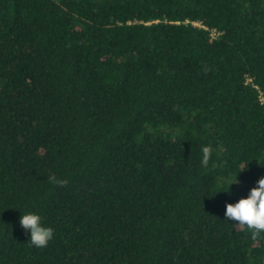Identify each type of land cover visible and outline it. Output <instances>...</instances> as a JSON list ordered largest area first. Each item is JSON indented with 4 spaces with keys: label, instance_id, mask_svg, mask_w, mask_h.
<instances>
[{
    "label": "trees",
    "instance_id": "16d2710c",
    "mask_svg": "<svg viewBox=\"0 0 264 264\" xmlns=\"http://www.w3.org/2000/svg\"><path fill=\"white\" fill-rule=\"evenodd\" d=\"M262 176L264 0H0V264H264Z\"/></svg>",
    "mask_w": 264,
    "mask_h": 264
},
{
    "label": "clouds",
    "instance_id": "9594fccd",
    "mask_svg": "<svg viewBox=\"0 0 264 264\" xmlns=\"http://www.w3.org/2000/svg\"><path fill=\"white\" fill-rule=\"evenodd\" d=\"M201 153L200 163L207 167L212 154L211 147H202ZM237 175L235 180L228 184V189L233 183H239ZM48 180L61 186L66 183V181L58 180L54 174L50 175ZM224 220L246 225L253 231V235L264 233V176L257 180L256 185L249 190L246 196L241 197L235 203L225 204ZM19 223L29 236L27 242L35 248L47 247L54 238V228L46 226L42 216L36 212H26L21 215Z\"/></svg>",
    "mask_w": 264,
    "mask_h": 264
}]
</instances>
